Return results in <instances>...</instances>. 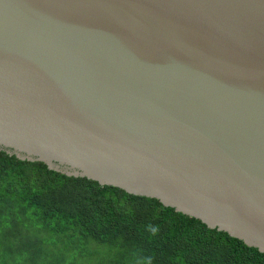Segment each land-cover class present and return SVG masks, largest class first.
Masks as SVG:
<instances>
[{
  "label": "water",
  "instance_id": "water-1",
  "mask_svg": "<svg viewBox=\"0 0 264 264\" xmlns=\"http://www.w3.org/2000/svg\"><path fill=\"white\" fill-rule=\"evenodd\" d=\"M0 151L264 253V0H0Z\"/></svg>",
  "mask_w": 264,
  "mask_h": 264
},
{
  "label": "trees",
  "instance_id": "trees-1",
  "mask_svg": "<svg viewBox=\"0 0 264 264\" xmlns=\"http://www.w3.org/2000/svg\"><path fill=\"white\" fill-rule=\"evenodd\" d=\"M0 264H264L158 200L0 151Z\"/></svg>",
  "mask_w": 264,
  "mask_h": 264
}]
</instances>
